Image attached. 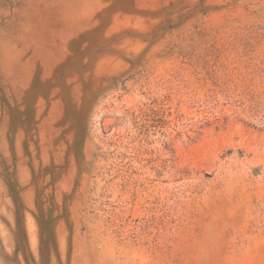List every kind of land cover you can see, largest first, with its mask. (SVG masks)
I'll return each mask as SVG.
<instances>
[{"label":"rangeland","instance_id":"1","mask_svg":"<svg viewBox=\"0 0 264 264\" xmlns=\"http://www.w3.org/2000/svg\"><path fill=\"white\" fill-rule=\"evenodd\" d=\"M0 264H264V0H0Z\"/></svg>","mask_w":264,"mask_h":264}]
</instances>
